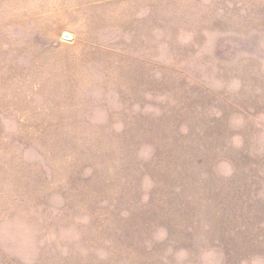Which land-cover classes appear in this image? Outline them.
<instances>
[{
  "label": "rangeland",
  "instance_id": "1",
  "mask_svg": "<svg viewBox=\"0 0 264 264\" xmlns=\"http://www.w3.org/2000/svg\"><path fill=\"white\" fill-rule=\"evenodd\" d=\"M0 264H264V0H0Z\"/></svg>",
  "mask_w": 264,
  "mask_h": 264
},
{
  "label": "water",
  "instance_id": "2",
  "mask_svg": "<svg viewBox=\"0 0 264 264\" xmlns=\"http://www.w3.org/2000/svg\"><path fill=\"white\" fill-rule=\"evenodd\" d=\"M66 38H71V35L67 34L65 35Z\"/></svg>",
  "mask_w": 264,
  "mask_h": 264
}]
</instances>
